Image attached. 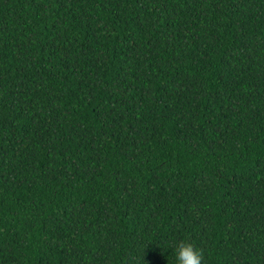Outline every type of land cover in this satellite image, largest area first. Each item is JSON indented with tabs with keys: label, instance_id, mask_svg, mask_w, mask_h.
Listing matches in <instances>:
<instances>
[{
	"label": "trees",
	"instance_id": "obj_1",
	"mask_svg": "<svg viewBox=\"0 0 264 264\" xmlns=\"http://www.w3.org/2000/svg\"><path fill=\"white\" fill-rule=\"evenodd\" d=\"M264 264V0H0V264Z\"/></svg>",
	"mask_w": 264,
	"mask_h": 264
},
{
	"label": "clouds",
	"instance_id": "obj_2",
	"mask_svg": "<svg viewBox=\"0 0 264 264\" xmlns=\"http://www.w3.org/2000/svg\"><path fill=\"white\" fill-rule=\"evenodd\" d=\"M175 264H201L203 251L189 240L177 241L174 249Z\"/></svg>",
	"mask_w": 264,
	"mask_h": 264
}]
</instances>
